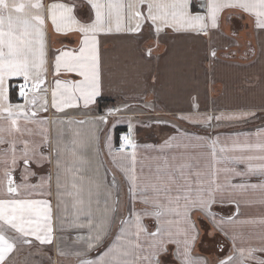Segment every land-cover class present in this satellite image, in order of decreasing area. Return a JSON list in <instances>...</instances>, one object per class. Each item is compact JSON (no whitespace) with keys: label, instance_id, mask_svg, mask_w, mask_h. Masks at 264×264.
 Here are the masks:
<instances>
[{"label":"crops","instance_id":"crops-1","mask_svg":"<svg viewBox=\"0 0 264 264\" xmlns=\"http://www.w3.org/2000/svg\"><path fill=\"white\" fill-rule=\"evenodd\" d=\"M41 2L45 5L43 33L46 63L42 76L44 83L40 89L45 87L46 91L38 89L27 94L29 98L33 95L38 97L35 104H27V115L37 123L26 125L23 117L18 119L21 128L32 130L31 135L19 132L10 135L7 114L0 119V127L5 129L0 134L5 141L0 143V176L3 175L5 160L11 166L13 148L17 155L23 151L24 145L20 141L40 145L37 151H43L47 157L45 160L40 164L32 163L27 172L22 160H18V166L12 168L14 186L18 187L15 198L50 203L53 242L41 244L31 237L30 244L17 240L13 252L6 257V264H42L44 260L48 264H80L81 260L101 259L103 264H115L116 258L121 264H139V258L149 251L148 245L152 241L149 234L157 227L175 232L185 225L176 224L180 217L175 213L162 212L159 220L153 215H144L145 209L149 213L156 210L142 202L145 197H154L155 193L151 189L143 193L138 191L133 197L126 172L134 174L141 186L155 183L158 177L166 178L169 173L182 183L178 169L185 163L190 165L183 171L193 182V197L196 196L197 171L203 174L204 187L215 179L227 189L223 193V202H220L221 194L217 193V202L211 208L215 221L222 220L223 224L217 226L213 218L200 212L191 213L198 232L191 257L198 264H220L221 261L256 264V260L247 259V250L264 247V187H261L264 177L259 174L235 177L225 171L230 167L245 171V165H234L228 159L234 154L228 151L234 144L264 141V27H258L255 14L239 7L224 8L218 15L217 27L207 28L206 35L192 30L175 31L171 27H163L157 32L150 20L141 21L138 32H130L127 28L134 27L136 21L129 22L127 19L123 22L124 30L117 32L113 21L111 32L96 34L99 94L85 105L77 93L75 106L57 111L51 107V90L56 87L55 80L75 82L83 78L64 70L57 75L55 57L62 50L78 51L83 34L78 31H55L47 19V5L63 3L72 6L73 16L81 23H90L95 14L88 0ZM124 2L127 3V0ZM194 2L197 11H191V3L189 10L206 16L207 10L203 6L208 0ZM143 12L146 15V6ZM21 79H24L23 76L5 77V105L26 104L25 97L12 87L14 81ZM29 82L34 83L31 79ZM42 98L48 101L47 111L41 110ZM105 99L115 100V103L99 108L98 102ZM32 112L36 113L34 117ZM240 113L254 115L234 120L215 119L216 116L228 117ZM209 116L213 117L210 122L206 120ZM125 125L132 131L135 149L115 153L117 129ZM42 134L47 136L46 145L41 143ZM216 138H219L217 158L213 161L209 143ZM13 140L17 141L15 145ZM57 145L75 152L74 156L71 151L59 153V183L54 159L57 153L52 151ZM221 147L226 148L224 153L219 151ZM133 151L135 162L131 159ZM249 154L259 155V151ZM213 171L215 176L211 175ZM229 180L232 185L247 186L233 189L228 185ZM73 183L77 188H73ZM0 198H10L6 181L0 188ZM77 199L83 200L84 206H88L90 201L91 216L78 212L80 205L76 204ZM159 201L167 204L163 195ZM105 208L112 209L107 220L103 219ZM130 211L139 214L140 223L147 230L139 238L136 217ZM122 221L129 223L123 224ZM169 221L172 223L169 224ZM100 226L106 234L98 245L88 250L87 243L79 238L94 237ZM121 228L125 229L123 233ZM202 228L208 231L207 240L203 241ZM5 235L10 241L18 236L12 230H6ZM213 235L216 236L212 242ZM128 241L133 245L139 243L142 247H133L129 255L115 249L105 255L113 245L122 248ZM218 241L223 246L215 250ZM167 248V252L157 257L160 264H180L176 257V245L168 244ZM254 255L264 259V252L257 251ZM229 257H232L231 261Z\"/></svg>","mask_w":264,"mask_h":264},{"label":"snow or ice","instance_id":"snow-or-ice-1","mask_svg":"<svg viewBox=\"0 0 264 264\" xmlns=\"http://www.w3.org/2000/svg\"><path fill=\"white\" fill-rule=\"evenodd\" d=\"M191 0H88V4L94 11L95 18L90 23H81L75 16H73V7L63 3H52L47 5V19L51 21L57 32L78 31L83 34L81 40V47L78 51H60L59 55L55 57V73L58 75L61 70L69 73H75L83 79L75 82H63L59 79L55 80L56 87L51 90V107L57 111H61L65 107L75 106V101L83 98L85 105H87L94 96L99 94V71H98V57L96 51V34L99 32H111L113 29L110 26L115 21V31L119 32L123 29V22L125 19L136 21L134 27H128L130 32H138L141 27V21L150 20L156 26V31L160 32L163 27H171L175 31L192 30L207 34L206 29L216 28L218 15L222 9L227 7H239L245 12L254 13L257 18L258 27H264V0H208V3L203 7L206 8L207 13L201 15L199 13L193 14L190 9ZM146 6V15L143 12V7ZM45 5L41 0H0V119H4V114H7L6 119L10 121V126L7 129L11 135L13 132H19L22 135L27 133L32 134V130L25 127L21 128L18 125V119L23 117L25 124L37 123L27 115V104H35L37 96L33 95L31 98L22 90L21 96L26 99V104L21 105H5L6 95L4 91V81L6 76H23L25 82L30 79L34 81L30 91L40 89L43 81V71L46 63L44 51V33L43 25L45 23ZM107 26V27H106ZM214 56L215 53L213 52ZM46 91V90H45ZM48 101L42 98L41 110L47 111ZM36 115L32 112V116ZM253 113H240L230 115L228 117L216 116L215 119H241L246 118ZM104 119V118H101ZM213 117H207L206 120L210 122ZM5 131L0 127V134ZM43 135L42 144H47V136ZM174 139V138H173ZM202 139V138H201ZM122 140L127 141L124 137ZM3 136L0 135V143H4ZM23 143V151L17 155L15 148H13L11 166L5 160L3 165V175L0 176V188L3 187L5 181L7 183V193L10 198H0V264H6V257L13 252L17 240L23 244L32 243V239L39 241L41 244H51L53 242V227H52V208L48 201L34 200V199H20L15 198L18 193V187L14 186V179L12 168L17 167V161L22 160L25 165V171L32 163L40 164L41 161L47 157L43 151H37L40 148L39 144H31L29 141H20ZM219 138L211 140L209 147L211 148V157L213 161L217 158V144ZM13 145L17 143L12 141ZM129 146L135 149V144L128 142ZM125 144L120 146V153L124 152ZM254 150L259 151V155L249 154ZM52 151L57 153L54 157L56 160V168L58 170L57 183H59V169L61 162L58 158L61 151L69 152L74 156L75 152L69 149H61L59 145L55 146ZM221 153L226 151V148L219 149ZM228 151L234 154L228 159L232 164L245 165V171H239L235 167L225 169L235 177H246L248 175H256L264 177V141L256 144L244 143L243 145L234 144ZM238 153V154H237ZM115 159V157H113ZM131 159L135 162V152L131 154ZM256 162V163H254ZM190 165L185 163L179 166L180 179L182 183L177 180L171 173L166 178L158 177L155 183H146L143 186L138 183L137 177L126 172L127 179L130 184V193L135 197L139 191L141 193L151 189L155 196L151 199L145 197L143 203L152 205L156 210L149 213L147 209L144 210V215H153L159 220L162 212L175 213L180 217L176 224H183L184 227H178L175 232L170 229H161L157 227L155 232L150 233L152 237L151 243L148 245L149 251L146 255L139 258V264H160L157 258L161 253L168 251V244H175L177 247L176 257L180 260V264H198L190 253L191 248L197 239L198 232L195 227V221L191 219L193 211L200 212L207 217H211L217 226L223 224L224 221H215L214 214L211 211L212 205L217 202V193H220V202L224 200L223 193L227 190L225 186L218 184L215 179L208 182V186H203L202 173L197 171L195 173V189L196 196L191 195L192 180L185 175L184 169L189 168ZM70 171V169H65ZM212 176L216 172L211 173ZM27 179V176L24 177ZM228 185L235 188H244L247 185L239 184L232 185L229 180ZM27 187V185H23ZM251 187H257L251 185ZM264 187V185H261ZM73 188L77 185L73 183ZM176 195L173 196L172 193ZM79 197V189L76 193ZM163 195L167 199V204H161L159 197ZM183 201V203H181ZM77 205H80L78 212L80 214H87L91 216L92 209L90 201L88 206H84L83 200L77 199ZM111 208H105L103 219L107 220L108 213ZM130 214L136 217L137 237L140 234L146 233V228L140 223V216L135 211H130ZM231 218H229V221ZM123 224L129 223L122 221ZM172 222L169 221V224ZM91 224V220L89 221ZM83 227L84 225H79ZM6 230H12L18 236L13 237L10 241L5 235ZM125 229L121 228L123 233ZM106 234L103 226L96 230L93 237L89 235L87 238L80 237L87 243V249L92 250L95 245H98L104 235ZM32 239H29V238ZM182 237V239H181ZM120 237H117L119 240ZM133 247L141 248L142 245L128 241L122 248H116L113 245L109 248L108 255L114 249L117 252H123L124 255H129ZM182 249V251H181ZM257 251L264 252V247L259 249L249 248L247 250V259L256 260V264H264V259H258L254 253ZM60 254H65L60 252ZM81 255V253H76ZM244 253L241 250V257ZM232 257H229V261ZM80 264H103L101 261L81 260ZM115 264H121V261L116 258ZM220 264H228V262L221 261ZM243 264V261H242Z\"/></svg>","mask_w":264,"mask_h":264},{"label":"built area","instance_id":"built-area-1","mask_svg":"<svg viewBox=\"0 0 264 264\" xmlns=\"http://www.w3.org/2000/svg\"><path fill=\"white\" fill-rule=\"evenodd\" d=\"M12 87L16 91V93H18V94H20L22 90L26 94H28V93L31 92L30 89L32 87V84L29 81L25 82L24 79H21V80L14 81L12 83ZM40 90L41 91L45 90V87L41 88ZM124 137L127 138V141L122 140V138H124ZM129 141L131 143H133V135H132L131 129L129 128L128 125L120 127L119 130L116 133V144H115V147L113 148V151L115 153H120V151H119L120 150V146H121L122 143H124L125 144V148H124V152L123 153L130 152L132 147L129 146V143H128Z\"/></svg>","mask_w":264,"mask_h":264},{"label":"trees","instance_id":"trees-1","mask_svg":"<svg viewBox=\"0 0 264 264\" xmlns=\"http://www.w3.org/2000/svg\"><path fill=\"white\" fill-rule=\"evenodd\" d=\"M191 11H197V8H196V5H195V2H194V0L192 1V3H191ZM16 92V91H15ZM115 103V100H112V99H105V100H100L99 102H98V106H99V108H101V107H104V108H107V106L108 105H110V104H114ZM103 104H105L104 106H103ZM119 130V128L117 129V131ZM202 235H201V240L203 241V240H205V238H206V236L208 237V235H207V229L206 228H202ZM215 236L216 235H213V238H212V241H214V239H215ZM223 246V243H220L219 241H218V243H217V247H219V249L221 248Z\"/></svg>","mask_w":264,"mask_h":264},{"label":"rangeland","instance_id":"rangeland-1","mask_svg":"<svg viewBox=\"0 0 264 264\" xmlns=\"http://www.w3.org/2000/svg\"><path fill=\"white\" fill-rule=\"evenodd\" d=\"M201 230H202V229H201ZM207 235H208V234H207ZM209 239H210V238H209ZM205 240H207V236H206ZM210 242H211V241H210ZM212 242H213V241H212ZM215 246H216V245H215ZM216 249L219 250V247L216 246V247H215V250H216ZM210 258H213V257H210ZM42 264H48V262L45 263V260H44V261H42Z\"/></svg>","mask_w":264,"mask_h":264}]
</instances>
